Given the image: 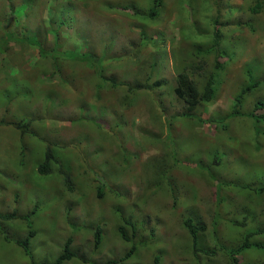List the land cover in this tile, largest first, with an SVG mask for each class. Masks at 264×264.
Instances as JSON below:
<instances>
[{
	"label": "rangeland",
	"instance_id": "374dc122",
	"mask_svg": "<svg viewBox=\"0 0 264 264\" xmlns=\"http://www.w3.org/2000/svg\"><path fill=\"white\" fill-rule=\"evenodd\" d=\"M153 4L0 0V264H53L70 237L77 256L62 264L117 259L129 246L100 216L113 211L119 220L122 209L141 211L148 223L160 211L167 225L147 254L138 250L125 264H153L156 253L160 264H231L227 252L237 240L264 228V192L250 196L253 185L264 186V0H160L152 18ZM217 27L227 53L218 58L205 53ZM38 49L90 59L53 60L46 56L55 53ZM179 74L199 92L213 74L214 99L192 116L181 117L187 105L174 92ZM47 150L52 170L41 174ZM194 169L210 174L213 187ZM229 180L249 189L233 186L223 202L214 201V190ZM98 183L107 187L102 197ZM186 185L197 190L200 211L211 209L224 226L225 246L211 221L200 234V248H212L211 255L187 250L180 213L194 201H170ZM28 223L36 235L25 254L17 242L28 236ZM96 225L105 234L99 246ZM248 240L253 245L239 262L264 264V247L256 245L264 233Z\"/></svg>",
	"mask_w": 264,
	"mask_h": 264
},
{
	"label": "trees",
	"instance_id": "16d2710c",
	"mask_svg": "<svg viewBox=\"0 0 264 264\" xmlns=\"http://www.w3.org/2000/svg\"><path fill=\"white\" fill-rule=\"evenodd\" d=\"M160 4V0H154V4L153 7L150 9V14L149 16L154 18L157 15V9L156 7H158V5ZM261 3L259 1L256 2V6H259ZM256 9H258V7H255L254 9H252V11L256 12ZM61 20V19H59ZM215 23L217 24V20H215ZM221 40V34H220V30L219 27L216 28V30L214 31V42H212L211 47L208 48L207 51H205V53H211V52H215L216 58L218 57H222L224 56L225 53L223 50L219 49V42ZM0 44L1 41H0ZM1 47V45H0ZM38 52L40 55H47L49 54V52H53V55L51 56H46V57H50L53 60H66V59H62L63 56H68L71 57V60L73 59H78V58H82V59H90L89 55H79L77 53H68V52H61L58 50H42V49H38ZM221 67V61L215 63V70L217 71L218 69H220ZM160 81H156L154 83V85H160ZM176 85L174 88V92L176 93V95L178 96V98L180 100H183L186 105H187V110H185V112L182 114L181 117L186 116L188 114H190V116H192V113L198 108V106L201 103H209L214 99V95L215 92L213 90V74L210 75V77L208 78L203 91L199 92V90L197 89V87L195 86V84L192 82V80L190 78H188L187 74H179L178 77L176 78L175 81ZM257 85V83L255 85H253L252 87H255ZM249 88L246 90L248 91ZM243 95H244V91L242 92V94L237 97V99L239 100L240 98L243 99ZM259 107H264V103L262 106ZM214 122V121H209ZM197 123H202L204 124V122L199 119L197 121ZM221 126V125H220ZM223 127V126H222ZM256 129L258 128V125L256 124ZM175 136H178L177 134ZM233 140H235L233 138ZM149 158V157H148ZM52 159L53 156L51 155V153L49 152V150H47L46 154H45V159H43L44 161L42 163L39 164V169L38 171L41 174H47L48 172L50 173L52 170ZM201 165L204 167L208 164H210L211 166L215 167L214 165V160L213 159H201ZM217 162L219 164V166L221 165V162L219 160V158H217ZM209 165V166H210ZM210 166V167H211ZM164 170V168L162 169ZM194 171H196L197 175L200 177H203L206 181L205 183L208 186H212V184L210 183V174H206L205 172L199 171L194 169ZM210 169L207 170V172H209ZM187 172V171H186ZM65 176V183L67 185V187L69 189L72 188V180L70 179V174H68L67 172H64ZM158 174V173H157ZM157 174L154 176V179H156ZM160 177L158 176V179ZM97 177H96V181H97ZM157 179V180H158ZM96 181L94 180V182L96 183ZM98 182V181H97ZM263 185V184H261ZM261 185H253L256 188H251V192H250V196L254 197V195H252L251 193H261L264 192V186ZM235 187L238 191L243 190V188H248L249 186H243V185H238V183L234 182L233 180H229L226 184H222L220 190L216 189L214 190L215 192V196H214V201L218 200L219 202L223 200H225L224 198H226V191L228 193H231L233 191H228L231 190V187ZM260 186V187H257ZM213 187V186H212ZM181 188V187H180ZM107 189V187L104 186V184H100L98 183L97 187H96V191H97V196L98 197H102L103 196V190ZM188 191V192H182L183 197H187V195H191L190 196V200L188 202H183L182 198H179L181 196L179 195H175L173 196V199L171 198L170 201L172 203V205H176V203L178 201L181 200L180 204H189V202L193 199L194 201V206L193 205H187L185 206L182 210V212L180 213V226H182L183 228H185L186 230H188L190 232V234L193 235V239H194V245L195 247L197 246L198 240H200L199 238V233L201 234H206V228L203 225H200L198 220H199V216L203 215V211H205V215H207L208 213V209H203L202 212L199 209V205H197V203L200 201V198L198 197L199 194H197V190L195 189L194 186L192 187H188V185L185 186L184 191ZM177 191H180L179 189ZM182 191V190H181ZM180 191V192H181ZM250 191V190H249ZM185 193V194H184ZM234 193V192H233ZM197 196V198H195ZM223 204V203H222ZM220 204V209L219 210H223V207H221ZM146 206L149 207V209L151 210V207L149 206L148 203H146ZM190 207V208H189ZM152 211V210H151ZM195 211V213H194ZM188 212V213H187ZM110 215H107L105 212H101V216L100 218L104 221H107L108 224H110L109 226L112 227L114 230H116L117 232V237H119L120 239H122L124 245H128L129 248H127L125 250V252L120 255L119 257H117V259L115 258H108L107 260L104 261H100L97 263V261H92L94 263L91 264H125V261L130 258L135 251L137 252L138 250H142V251H147L148 248H150L153 243L156 241V238H158V233L160 231H163V229L165 227H167L166 224L162 223V221L160 220V211H157L156 213H154V218L151 220L150 223H148V221L146 219H142L141 216H144L142 214L141 211H139L138 213H127L125 212L123 209L121 211H119L120 216H119V220H117V218L115 217V213L113 211L109 212ZM202 213V214H201ZM145 217V216H144ZM172 219V217H171ZM29 222V220L27 221ZM238 223V222H237ZM240 224L244 225L246 224V222H239ZM27 226L29 227V233L28 236L24 239V240H19L17 243V245L21 246L24 251L25 254H29L28 251V245L30 244V241L32 240V238L36 235V231L33 230V227L30 223L27 224ZM251 229L246 235L240 237L237 242L235 243L234 247L235 250L233 251H228V256H230V260H235L237 259V257L235 255H240L241 253L244 252V248L246 247H251L253 244H250L249 240L250 237L252 235H257L259 233H264V228L263 227H257V229L255 228H249ZM94 232V238H95V245L99 246V244L101 243L102 237L105 236L104 234V230H102V228L100 227V225H96L95 228L93 229ZM246 237V239H245ZM245 239V241H243ZM249 242V243H248ZM73 243V238L70 237L67 242L65 243V245H63L62 248V252L61 254L56 258V260L54 261L53 264H62L65 260H69L72 257L77 256V253L72 251L70 249V246ZM259 247H264L263 243H257L256 244ZM198 248V247H197ZM199 249V248H198ZM203 253H206L207 255H211L214 253L215 250L211 249H207V250H201ZM135 255V254H134ZM243 256V255H242ZM144 258V257H143ZM139 262L143 261L144 259H137ZM160 256L157 255V253L154 256L153 259V264H160ZM137 261V262H138ZM126 264H130L127 263Z\"/></svg>",
	"mask_w": 264,
	"mask_h": 264
},
{
	"label": "clouds",
	"instance_id": "9594fccd",
	"mask_svg": "<svg viewBox=\"0 0 264 264\" xmlns=\"http://www.w3.org/2000/svg\"><path fill=\"white\" fill-rule=\"evenodd\" d=\"M64 61H68V60H64ZM220 162H222V161H220ZM185 171H187V170H185ZM184 188H185V186L184 187H181V188H179V190L181 191H177L178 192V195L179 196H181L182 197V192H188L187 190L186 191H184ZM175 195H177V194H175ZM181 202V200L180 201H178V203H180ZM207 202H205L204 204H206ZM211 209H209V211H208V213H207V215H200L199 216V220H198V222H199V224L204 220L205 221V224H200V225H203V226H205V228H206V232L208 231L207 230V225H209V221H211V223H215V230H216V234H217V241H218V243H220V244H222L223 246H225V242L227 241V238L226 237H224L223 236V229H224V226L222 225V221H219V222H215V217H214V215H213V213H212V211H210ZM217 211H218V213L222 216L221 217V219H223L224 217H225V215H224V211L223 210H219V209H217ZM212 213V216H213V218H211V217H208V214H211ZM256 218H257V216H255ZM202 234V233H201ZM189 236V248L187 249V247L188 246H186L185 248L189 251V250H192L193 251V253L194 254H205V255H207L206 253H203L201 250H207V249H203V248H200V240H198V243H197V246L195 247V245H194V239H193V235L192 234H189L188 235ZM210 237L211 238H213V234L212 233H210ZM238 237H240V236H238ZM199 238H200V233H199ZM250 242V241H249ZM214 246H215V244H214ZM199 249H198V248ZM144 252L147 254V251H143V255H144ZM135 253H136V251H135ZM134 253V254H135ZM228 253V252H227ZM132 255L130 258H132L133 257V259H136L135 258V255ZM227 256H228V254H227ZM236 257H237V259H235V260H230V256H228V258H229V260H230V263L231 264H241L240 262H239V258H238V255H235ZM130 258H128L127 260H129ZM126 260V261H127ZM190 262H186V261H184V262H180L179 264H189ZM130 264H145V260H143V262H133V263H130ZM147 264V263H146Z\"/></svg>",
	"mask_w": 264,
	"mask_h": 264
}]
</instances>
